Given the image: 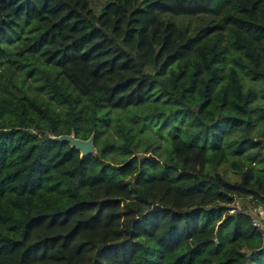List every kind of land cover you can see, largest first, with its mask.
Segmentation results:
<instances>
[{
	"label": "trees",
	"instance_id": "trees-1",
	"mask_svg": "<svg viewBox=\"0 0 264 264\" xmlns=\"http://www.w3.org/2000/svg\"><path fill=\"white\" fill-rule=\"evenodd\" d=\"M261 123L264 0H0V264H264Z\"/></svg>",
	"mask_w": 264,
	"mask_h": 264
},
{
	"label": "rangeland",
	"instance_id": "rangeland-1",
	"mask_svg": "<svg viewBox=\"0 0 264 264\" xmlns=\"http://www.w3.org/2000/svg\"><path fill=\"white\" fill-rule=\"evenodd\" d=\"M108 0H91V3L93 5V7L99 11L101 6ZM14 70H16L14 68ZM17 71V70H16ZM20 73H22V71L20 70L19 71ZM30 79V78H28ZM27 79V80H28ZM14 80L16 82H19V78L14 75ZM143 109V107H131L129 109H126L122 112H112L110 115L112 117V121L110 122L111 125L108 127V130H107V133L110 134L113 138L115 139H119V136L118 134L116 133L115 129L113 128L114 127V124L116 122V118L117 116H120V118L124 121V122H127V123H130L132 122L133 120V114L132 112H139ZM125 112V113H124ZM167 128H164V130L162 131L163 135H160V134H155L153 132V130L151 128H146L144 130V132H138V129L135 128L134 130V133L136 134V140L138 141V150L139 151H142L146 146H147V142H145L146 140V137L148 135H151L156 141H158L160 143L161 146H164L167 144V138L169 137V123L167 122V126H165ZM254 136L261 140L262 141V144L264 146V123H261L256 129H254ZM159 152L162 153V148L160 147L159 148ZM263 154H264V151H263ZM112 156H115L113 157V159L115 161L117 160H120L118 154H113ZM218 172L223 175L227 180L229 181H234V180H238V177L236 174H234L227 165H222L220 167H218ZM235 206L238 207V208H242V207H248V202L247 200L245 199H239V200H236L235 202ZM262 229L264 231V223L262 225Z\"/></svg>",
	"mask_w": 264,
	"mask_h": 264
},
{
	"label": "water",
	"instance_id": "water-1",
	"mask_svg": "<svg viewBox=\"0 0 264 264\" xmlns=\"http://www.w3.org/2000/svg\"><path fill=\"white\" fill-rule=\"evenodd\" d=\"M49 138L54 141L69 143L71 147L76 148L80 152L81 157L91 155L95 152V146L93 144L94 134H91L87 139L75 137L74 133L57 136L51 135Z\"/></svg>",
	"mask_w": 264,
	"mask_h": 264
},
{
	"label": "built area",
	"instance_id": "built-area-1",
	"mask_svg": "<svg viewBox=\"0 0 264 264\" xmlns=\"http://www.w3.org/2000/svg\"><path fill=\"white\" fill-rule=\"evenodd\" d=\"M236 200H239V199H236ZM236 200H235V202H236ZM235 202H234V204L231 205L230 209L228 210L229 214H233L236 211L243 209V207L242 208L236 207ZM249 214L251 216L252 225L262 229V225L264 223V204L252 205L249 208Z\"/></svg>",
	"mask_w": 264,
	"mask_h": 264
}]
</instances>
